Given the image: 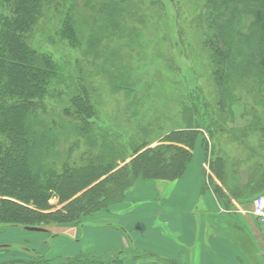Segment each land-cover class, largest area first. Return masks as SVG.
Here are the masks:
<instances>
[{
	"label": "rangeland",
	"instance_id": "1",
	"mask_svg": "<svg viewBox=\"0 0 264 264\" xmlns=\"http://www.w3.org/2000/svg\"><path fill=\"white\" fill-rule=\"evenodd\" d=\"M233 3L225 9L220 0H42L26 39L59 72L33 120L44 133L42 162L56 171L65 164L81 165L100 153L106 139L112 157L125 158L116 160V170L130 161L134 147H159L166 134L190 122L207 141V159L223 158L227 176L225 183L219 181L222 191H238L230 201L252 215L253 199L264 195V73L256 57L249 75L233 82L231 94L222 100L212 77L215 58L208 40L222 22L235 34L256 37L252 12L241 0ZM10 11L0 0V14ZM66 21L75 34L72 41L62 35ZM84 92L93 110L88 121L97 146L91 150L72 128L69 101ZM49 203L53 208L48 212L61 207L57 198ZM83 240L90 241L82 233L74 240L0 224V264L42 263L28 260L36 254L75 256ZM118 257L88 261L117 264ZM140 264L176 263L144 255Z\"/></svg>",
	"mask_w": 264,
	"mask_h": 264
},
{
	"label": "trees",
	"instance_id": "2",
	"mask_svg": "<svg viewBox=\"0 0 264 264\" xmlns=\"http://www.w3.org/2000/svg\"><path fill=\"white\" fill-rule=\"evenodd\" d=\"M2 1L11 11L8 15L0 14V224L43 228L47 223H77L92 212L122 202L125 192L139 177L172 181L182 175L201 134L190 122L185 128L166 134L159 147H147L146 143L134 147L130 161L116 170H113L118 166L116 160L124 162L125 158L122 154L112 157L114 149L105 143L106 139L99 146L100 153L91 154L81 165L65 164L60 171L46 166L40 148L44 133L33 120L37 104L49 93L59 72L51 58L32 48L26 39L42 0ZM233 1L220 0V3L230 9L235 5ZM241 1L254 15L256 37L235 34L222 22L215 36L217 40L208 39L215 58L212 77L222 100L231 94L233 82L249 75L247 71L255 66L256 57L264 73V0ZM62 35L69 41L75 39L67 21ZM69 103L74 108L72 128L88 142L91 150L97 144L88 121L93 116L88 96L85 92L78 94ZM201 147L210 171L225 183L223 158L207 159L204 137ZM210 181L214 182L211 177ZM212 189L220 201L229 205L230 199L219 185L214 182ZM52 198H57L61 207L48 212L53 208L49 203ZM89 263L86 256H77L66 264Z\"/></svg>",
	"mask_w": 264,
	"mask_h": 264
},
{
	"label": "crops",
	"instance_id": "3",
	"mask_svg": "<svg viewBox=\"0 0 264 264\" xmlns=\"http://www.w3.org/2000/svg\"><path fill=\"white\" fill-rule=\"evenodd\" d=\"M191 153L180 177L172 181L139 177L122 202L92 212L77 223H52L44 228L51 237L65 235L76 240L80 233L86 235L90 241L80 242V254H36L28 260L66 264L77 256H119L117 264H140L146 255L176 264H264L257 219L233 200L226 206L215 196L210 177L224 187L204 160L201 137Z\"/></svg>",
	"mask_w": 264,
	"mask_h": 264
},
{
	"label": "built area",
	"instance_id": "4",
	"mask_svg": "<svg viewBox=\"0 0 264 264\" xmlns=\"http://www.w3.org/2000/svg\"><path fill=\"white\" fill-rule=\"evenodd\" d=\"M252 214L257 219L260 235L264 241V195H258L253 199Z\"/></svg>",
	"mask_w": 264,
	"mask_h": 264
},
{
	"label": "water",
	"instance_id": "5",
	"mask_svg": "<svg viewBox=\"0 0 264 264\" xmlns=\"http://www.w3.org/2000/svg\"><path fill=\"white\" fill-rule=\"evenodd\" d=\"M26 230H29V231H35V232H43L45 231L44 228H41V227H25Z\"/></svg>",
	"mask_w": 264,
	"mask_h": 264
}]
</instances>
